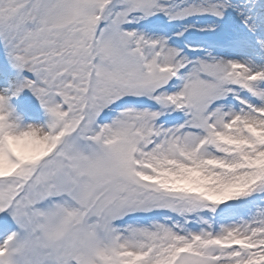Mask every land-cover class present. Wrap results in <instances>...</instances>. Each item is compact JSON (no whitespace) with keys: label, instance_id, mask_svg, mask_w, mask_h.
Wrapping results in <instances>:
<instances>
[{"label":"snow or ice","instance_id":"obj_1","mask_svg":"<svg viewBox=\"0 0 264 264\" xmlns=\"http://www.w3.org/2000/svg\"><path fill=\"white\" fill-rule=\"evenodd\" d=\"M0 264H264V0H0Z\"/></svg>","mask_w":264,"mask_h":264}]
</instances>
